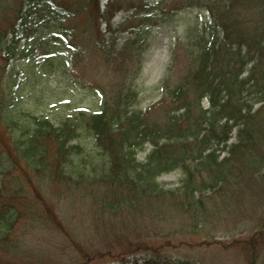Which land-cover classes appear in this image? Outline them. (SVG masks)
Returning <instances> with one entry per match:
<instances>
[{"label":"trees","instance_id":"1","mask_svg":"<svg viewBox=\"0 0 264 264\" xmlns=\"http://www.w3.org/2000/svg\"><path fill=\"white\" fill-rule=\"evenodd\" d=\"M122 1L106 0L101 7L100 0H0V60L6 66L15 58L28 57L22 77L37 82L50 77L54 62L73 66L83 53L97 50L108 64L116 63L117 54L128 52L127 72L134 78L149 28L181 9L203 8V15L185 26L183 37L170 40L159 81L161 97L145 109L134 108L135 93L127 83L120 95L104 98L97 112L78 111L54 123L17 109L18 85L8 86L9 80L2 85L8 75L2 68L0 264H52L13 232L22 220H29L31 229L34 222L42 225L48 220L63 233L55 212L39 193L36 181L45 176L61 186L62 193L112 192V198L101 202L105 209L131 197L160 201L165 191L155 179L172 170L182 175L180 188L166 191L168 205L176 208L202 210L197 193L203 189L215 187L221 196H227L226 191L241 195L238 184L245 175L259 177L258 192L264 191V0H129V6H122ZM118 11L120 19L114 23L111 19ZM119 31L127 35L116 50ZM57 42L65 50L56 49ZM179 49L185 65L175 76ZM82 137L91 138L105 157L98 178L90 175L98 164L84 169L85 158L93 151L82 147ZM146 145L144 161H137V152ZM217 151L225 153L220 157ZM24 192H31L34 199ZM256 228L223 247L243 252L247 264H263L264 223ZM85 251L88 254L80 256L78 264L105 255ZM138 251L150 256L144 257V264H169L160 248L143 243L108 249L105 253L113 259L107 264L134 263L132 254Z\"/></svg>","mask_w":264,"mask_h":264},{"label":"rangeland","instance_id":"2","mask_svg":"<svg viewBox=\"0 0 264 264\" xmlns=\"http://www.w3.org/2000/svg\"><path fill=\"white\" fill-rule=\"evenodd\" d=\"M105 1L100 0L101 7ZM128 1H122L121 5L129 6L132 2ZM202 12L203 8H184L176 15L151 26L143 45L141 67L134 78L127 72L131 62L128 52L117 54L116 63L108 64L106 56L97 50L96 53H83L73 66H61L54 62L50 77L47 80L43 77L40 82L22 77L28 57L15 58L6 66L0 60V78L2 68H6L8 73L4 76L3 83H0L3 85L7 80L8 86L17 83L21 98L18 110L43 115L54 123L78 111L91 114L97 112L101 109L104 98L120 95L125 91L127 83L131 84L135 93L134 108L145 109L161 97L159 81L168 61L167 48L170 40L183 37L185 26L193 24L195 18L203 15ZM119 19L118 11L111 21L115 23ZM126 35L125 31L117 33L116 50H120ZM62 45L57 42L55 48L65 50ZM184 58L179 49L175 76L183 72ZM203 105H206V100H203ZM234 135L235 132H232L231 142ZM0 139L4 140L1 135ZM80 144L95 154L91 153L85 158L84 169L88 171L91 164H98L93 167L94 171H90V175L94 179L102 176L105 157L95 150L91 138L82 137ZM148 150L149 145H146L143 151L137 152V161L143 162ZM224 153L220 151V157ZM252 178L245 175L238 184L241 195L231 196L226 191L227 196H221V193L215 191V187L200 190L197 196L203 200V209L196 206L192 208L195 211H192L190 208L169 206L167 202L166 191H177L180 188L182 175L179 170L168 171L156 177L157 185L165 191L160 201L131 197L121 205H110L106 209L101 202L112 198V192L98 189L92 194L83 190L62 193L63 188L57 187L52 179L45 176L36 181L39 193L55 212L63 233L58 232L48 220L40 222L42 225L34 222V229L30 228L29 220H22L13 232L23 238L25 245H35L41 251L40 256L47 257L52 264H78L80 256L84 259L85 254H88L85 250L105 254L87 264H107L113 259L109 253H105L108 249L142 243L148 248H160L161 251L158 252L167 257L169 264L194 261L197 264H247L243 252L233 247L224 248L223 245L250 235L257 230V225L264 223V191L258 192L260 182L255 181V178L259 177ZM26 189L31 188L27 186ZM24 193L26 197L34 199L31 192ZM72 241L79 246H73ZM132 256L137 260L134 263L130 260L125 264H144V257L150 258L143 251L135 252Z\"/></svg>","mask_w":264,"mask_h":264}]
</instances>
